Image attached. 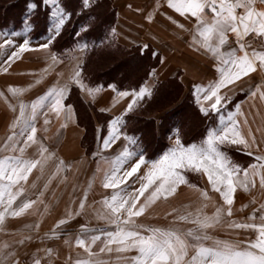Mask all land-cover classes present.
<instances>
[{
	"label": "snow or ice",
	"instance_id": "obj_1",
	"mask_svg": "<svg viewBox=\"0 0 264 264\" xmlns=\"http://www.w3.org/2000/svg\"><path fill=\"white\" fill-rule=\"evenodd\" d=\"M40 2L49 6L51 27L47 29V41L37 47L49 49L73 12L67 10L62 0H31L27 4L28 10H36ZM167 4L188 18L192 45L213 61L211 67L217 78L207 85L193 83L191 91L199 112L205 117L215 113L218 125L208 128L199 143L185 144L180 128L165 127L163 120L158 121L156 128L162 129L164 134L171 132L175 139L163 155L149 161L144 148L139 146L140 138L127 131L126 117L146 97L153 96L157 69L152 68L146 73L151 80L131 91H117L114 84H108L109 89L117 91L120 99H129L119 114L112 115L97 129V148L92 155L98 159L88 187L77 196L76 186L72 185L70 206L65 207L48 232L40 233L41 222L37 219L25 225L24 232L12 244H0V264H22L17 246L23 247L34 239L41 244L62 241L68 254L65 256L61 247H36L35 252L26 254V257L30 256L29 264H264V80L248 90V112L236 103L235 111L224 114L225 109L232 106V90L244 91L245 78L254 76L257 71L264 73V0H167ZM89 5L90 0H82V9ZM153 15L149 12L145 19L152 21ZM167 18L178 28L185 29L184 24L171 16ZM23 24L24 38L18 45L13 38L20 33L4 34L7 38L0 43V48L17 47L4 64L19 59L20 53L31 47L27 38L34 27L31 17H26ZM115 34L116 28H112L110 36ZM76 35L80 36V33ZM230 36L234 40H230ZM87 49V44L72 49L73 55L69 58L74 64L67 78L60 79L63 74H58L57 81L34 99L26 102L23 94L27 89L20 86H8L7 93L14 102L9 101V95L0 92L13 114L5 136L0 139V230L5 227L8 217L20 218L29 214L42 217L58 204L55 192L47 201L46 193L54 179L67 180L62 173L72 169L73 165L63 159L57 162L55 153L37 139V123L43 113L46 132L49 123L46 117L54 113L65 121L61 128L66 127L73 117V106L65 103L71 88L77 86L93 97L100 90L86 86L82 79V57ZM148 49L149 44L144 43L137 51L143 54ZM49 56L52 61L49 67L61 62L57 53L49 52ZM160 62L163 64V57ZM3 71L8 72V68ZM43 72L46 73L47 68ZM41 79L42 76L35 79L34 84H39ZM33 86L29 84L27 88ZM253 124H256L255 128ZM33 146L37 148V154L28 155V149ZM226 147L253 157L255 162L244 165L234 161L225 151ZM53 164L55 170L46 171ZM142 165L145 170L141 175ZM188 170L206 177V186L200 188L190 184L185 174ZM34 173L35 179L30 182ZM40 181H43L42 187ZM96 181L111 192H105L101 200L89 204V190ZM181 185H188L197 193V201L191 210L188 205L171 208L164 213L165 218L170 217L164 225L143 222L153 205L174 197ZM257 186L261 198L258 200L252 195L248 204H241L236 209L237 191L242 189L251 194ZM209 187L222 202H213ZM209 204L214 208L211 213L206 211ZM244 209L250 211L237 218L236 213ZM80 216L85 217L83 223L76 220ZM93 219L96 223H92ZM77 223V228H70L71 224ZM217 228L223 229L227 237L214 235L212 230ZM243 233L248 236L241 238Z\"/></svg>",
	"mask_w": 264,
	"mask_h": 264
},
{
	"label": "crops",
	"instance_id": "obj_2",
	"mask_svg": "<svg viewBox=\"0 0 264 264\" xmlns=\"http://www.w3.org/2000/svg\"><path fill=\"white\" fill-rule=\"evenodd\" d=\"M93 1L95 0H90V3ZM110 1L113 3L115 10V19L112 25V28H116V34L115 36H113L115 40L119 44L127 48H139L144 43L149 44V48L152 50V53L155 52L158 56V61L153 67L157 69L155 77L156 86L158 83L175 80L183 86L185 93L190 95L193 103L195 104L194 98L192 96L191 85L193 83L207 85L210 80L217 78V76L214 75L215 70L211 67V64L213 63L211 57L205 55L203 51H197V48L192 45L191 34L188 31V29L191 27V22L188 20V18L181 16L179 13H176L174 9H171L167 4V0ZM129 5H131V7H129ZM157 5H159V7H157ZM138 8L140 9V11H137ZM149 12L154 13L152 21H148L145 19V16ZM168 16H171L174 20L184 24L185 29L182 30L174 25L170 20H168ZM49 27H51V23ZM0 35H2L1 32ZM48 35V31L38 39H31L29 35H27V38L31 42V47L26 50V56L32 55L33 59L32 62H30V59L28 58L22 61L26 62V68L39 70V72H41L43 76H47L44 78L45 81H41L39 84H34V81L37 78L27 80V85L33 84L34 86L32 87L33 91H31V94L26 96V102L36 98V96L46 91L49 86L53 85L58 79V74H63L59 77L60 79L67 78V75L69 74V72L66 71V65L71 60L69 57L73 55L72 51L67 52L69 55V57H67L68 59L66 58V56L64 57L63 53L61 55L57 53L58 60H60L61 62L55 64L52 67H49V65L52 64L49 52L55 51L51 48V46L49 47V49H39L37 47L40 43H44L47 41ZM230 40H234V37L230 36ZM14 48L16 51L17 47ZM75 55H79V53H75ZM160 57H163V64H161L160 62ZM15 59L16 58L9 62L10 66L14 64ZM46 68L47 72L44 73L43 70ZM17 69L18 67H9L8 70H10V73L5 74V78L7 76L6 80H1L0 78V86H3L4 80L5 84H7L8 86H17V78L13 77V73L11 72L16 71ZM147 80H151V78L147 76L144 81ZM245 80L246 82L244 84V91H238L236 89L232 90V106L225 109V115L228 111H235L236 103H240L242 105V110L244 112H248L250 103V100L248 98V90L255 84L260 83L262 80H264V73H260L259 71H257L254 76L245 78ZM37 86V89L40 88V90H34V87L36 88ZM97 87H99V89H102V92L97 98H95V100H93L86 91H82L79 87L77 88L79 89L81 99L85 103L94 106L98 111L107 115L108 119H110L112 115L119 114V112L123 110V107L126 106V101L129 99L128 97L120 99L117 96V91L123 90L116 89L117 91H113L112 89L108 88V85H95L91 88ZM125 90L131 91V89ZM70 91L65 98V103L67 104H71L69 102ZM9 101L12 102L10 95ZM117 101L119 102L117 103ZM3 103L4 107L7 108L4 99L0 97V105H2ZM259 103V100H257L258 105ZM195 106L199 111L198 106L196 104ZM101 109H108V111H101ZM12 115L13 114L9 109V111L5 113L4 119L6 120L2 121L0 119V139L5 136L7 132V125L11 122ZM160 115V113H154L153 117L158 120ZM249 119H251V116H249ZM64 123L65 121L62 117H57L53 113V115L49 119L48 125L46 126L47 131H44V127L40 130V132H38V135L40 134L41 136L38 140H41L51 152L55 153L57 162L59 159H63L67 164L73 165L72 169L62 173L63 176L67 177V180L63 181L60 179H54L49 186V191L46 193L45 198L47 201L52 199V193L55 192V199L58 201L57 206L54 210L50 211L49 213H45L42 217L36 216V218H34L33 215L29 214L24 217L15 218L14 222L11 221L13 218L10 217V222L8 224L7 222H5V227L3 228V230H0V244H12L19 238V234L24 232V226L34 223L37 219H39L41 222L40 231L48 232L51 229V226L54 224L55 220L63 214L65 207L70 206L68 205V202L70 200L69 193L72 192V185L74 184L76 186L77 196L81 194L83 188L88 187V181L95 171L96 161L98 159V157H94L92 153L96 151L98 135L97 129L101 126L98 122L95 121L93 144L89 149H87V147L83 144V140L86 135V128L79 124L74 107L72 120L67 122L66 127L61 128V125ZM257 123H259V117H257ZM217 125L218 117L215 113H211L208 117H206L202 136L206 135L208 128L215 127ZM253 127L255 128L256 124H253ZM58 133L59 139H57ZM257 136L259 137V133H257ZM169 137H171V139ZM174 139L175 137L171 132L167 133L166 146L156 157L149 159V161L158 159L161 155H163L167 148L172 145ZM189 143H194V140H190L185 144ZM225 151L234 161H237L239 163H241L239 156L246 157L248 159L247 163L255 162L253 157H249L243 152L236 151L234 148L226 147ZM27 154L32 156L36 155L37 148L35 146L29 148ZM141 169L142 170L140 174L142 175L143 170H145V166L142 165ZM54 170L55 165L53 164L46 171L51 172ZM35 175L36 174L34 173V175L30 177V182L31 180L35 179ZM38 183L39 186L42 187L43 181H40ZM135 186L138 187V184H136ZM105 192L110 194L111 190L103 189L102 185H100V183L96 181L92 184L89 190L88 203L92 204L93 201L101 200L102 194H104ZM160 202L161 201H158L155 205L152 206L150 211L145 214V216L143 217V222L162 225L161 223L154 220L149 221V219L151 220V217H153L154 219L156 217H159L158 220L160 219V215L162 213ZM41 211H43L42 207ZM76 220L79 223H83L85 221V217L80 216L77 217ZM92 223H96V221L93 219ZM77 227L78 223L70 225V228L72 229H75ZM7 230L10 232L9 239H3V231ZM43 246L63 248L62 241H45L43 244H41L39 240H33L26 243L25 248L26 251H28V249L30 251L32 247ZM18 247L20 246H17V249ZM63 251L64 255L66 256L68 254V249L63 248ZM26 254L21 256L22 264H29L30 256L26 257Z\"/></svg>",
	"mask_w": 264,
	"mask_h": 264
},
{
	"label": "trees",
	"instance_id": "obj_3",
	"mask_svg": "<svg viewBox=\"0 0 264 264\" xmlns=\"http://www.w3.org/2000/svg\"><path fill=\"white\" fill-rule=\"evenodd\" d=\"M31 2V0H0V30L7 28V30L12 31L23 27V21L26 17H31V22L34 27L31 28L29 34L31 38H37L43 36L50 25L51 17L49 15V6L39 3V7L34 11H29L27 8V4ZM106 2L109 6L108 11L111 13L110 15H99L95 12V10L101 7L102 3ZM62 3L65 4L67 10L73 12L71 19L66 23L61 34L56 37L55 41H53L51 48L56 53H63L72 50L75 46L80 43L87 44L88 49L84 53L83 58V78L90 85H100L107 86L108 84H114L117 90H125L137 88L139 84H141L144 79L147 77L146 73L150 72L151 69L156 65L158 61V56L152 54V50L149 48L145 50L143 54L137 51L138 48H127L119 44L113 36H110L111 28L115 19V10L107 0H95L90 3L88 8L82 9V0H62ZM72 7V8H71ZM95 20L97 23H95ZM79 32L80 36H77L76 33ZM104 41V43H101ZM106 48L107 50H122L125 53H129L131 56L137 55L141 58H148V63H145L138 69L140 73L132 79L123 78L122 80H118L112 78L107 75L105 71L115 70L118 75H122V72L117 69L119 65V60L116 58L108 59L106 63H104L103 67L97 68V71L102 72L101 75H93L95 79L91 80V75L86 71L87 64L89 62V57L91 54L95 53L98 50H102ZM177 82V81H176ZM178 83V82H177ZM163 83H158L156 88L154 89V94L151 98H145L139 105L137 109H135L132 113H129L126 117L127 120V131L130 135H135L140 138L139 146L144 148L145 154L148 159H152L156 157L162 149L166 146V136L167 134L163 133L162 129L156 128V122L163 120L165 127L173 125L175 127L180 128V118L178 116L177 110L184 102L192 106L197 115L201 119V124L197 128V131L193 132L189 135V139H185L183 132L181 130V137L184 143L193 140L194 138L202 135L204 125L206 122V117L203 116L193 103L189 94L182 101L177 102L179 98V91L174 90L170 95L164 96L161 99H155L156 95L159 96L158 91ZM176 102V104H175ZM164 110V112L159 116L158 120L153 117L154 113L160 112ZM107 118L108 116L105 115ZM138 116V117H137ZM140 118V119H138ZM139 120L142 123L141 129H131V122ZM138 121V122H139ZM193 123V122H192ZM151 125L152 130L154 132V142L146 143L143 139V134L146 131V126ZM196 122L191 125V127H195ZM157 130V131H156ZM152 145V153H149L147 150L148 146Z\"/></svg>",
	"mask_w": 264,
	"mask_h": 264
},
{
	"label": "rangeland",
	"instance_id": "obj_4",
	"mask_svg": "<svg viewBox=\"0 0 264 264\" xmlns=\"http://www.w3.org/2000/svg\"><path fill=\"white\" fill-rule=\"evenodd\" d=\"M3 1V0H1ZM109 2V4L111 5V7L114 8L113 3L110 0H107ZM72 8V7H71ZM109 6L107 5L106 2L102 3L101 7L97 8L95 10V12L99 15L98 17H101L102 15H110L111 13H109L108 11ZM98 21V20H97ZM97 21L95 20V23H97ZM51 23V22H50ZM1 34L0 35V43L3 42V39L7 38L4 34L6 33H12V32H17L20 33V36L14 37L13 39L16 40L17 45L22 42V39L24 38V26L20 27L18 29L9 31L7 30V28L0 30ZM27 35H29V37L31 38L30 34L28 33ZM42 37V36H41ZM37 38H31V39H38ZM78 45H84L83 43H80ZM77 45V46H78ZM77 46H75L73 49H75ZM15 46L12 45H8L5 46L4 48H0V78L1 80L3 79H7V76L5 78V74H9L10 70H8V72H4L3 69L5 67L9 68H16L18 67V69L16 71H11L13 73V77L17 78V86L20 87H24L26 88V92L23 94V99L25 100L26 96L31 94L32 88L28 89L27 88V80H31L34 78H40L42 76L41 81H45L44 78L47 76H43V74L41 72H39V70H35V69H28L26 68V62L22 61V60H26L27 58L30 59V62H32L33 56H26L27 52L24 51L22 53H20L19 59H15L14 64H12L11 66L8 64H4V60H7V56L10 55V53L12 51H15ZM14 49V50H13ZM71 51V50H70ZM69 52V51H68ZM65 53L67 52H63L64 57L66 56L69 57L68 53L67 55H65ZM62 54V53H61ZM59 54V55H61ZM38 57V56H36ZM84 58V54L82 59ZM116 58L119 60V65L117 66V69L120 70L122 72V75H118L115 70H109V71H105V73L109 76H111L112 78L118 79V80H122L123 78H127V79H132L135 76H137L140 73V70L138 71V69H136V67L139 68L142 65H144L145 63H148V58H141L138 57L137 55L131 56L129 53H125L122 50H107L106 48L102 49V50H98L95 53L91 54L89 57V62L87 64L86 67V71L91 75V80L95 79L93 77V75H101L102 72L97 71V68L100 67L102 68L104 63H106V61L108 59H113ZM68 59V58H67ZM68 61V60H67ZM74 64V61L70 60L67 65H66V71L67 72H71L72 68ZM71 68V69H70ZM142 68V67H141ZM16 73V74H15ZM35 73V74H34ZM68 74V73H67ZM69 75V74H68ZM67 75V76H68ZM82 79L85 83V85L87 86H95L94 85H90L89 83H87V81L83 78L82 75ZM5 80L3 81V86L1 85V92H4L5 94L8 95L7 93V89H8V85L5 84ZM38 86L35 88L34 90H40L37 89ZM102 89H100L98 92L95 93V96H90L93 100H95V98H97L100 94ZM174 90H178L179 91V98L177 100V102L182 101V99L186 98L188 95L185 93L183 86L180 83H177L175 80H169L164 82L163 84H161L158 94L159 96L156 95L155 99H161L164 96H168L170 95V93ZM186 94V95H185ZM10 95V94H9ZM14 102V101H12ZM69 102L73 105L75 112L77 114V119L79 124H81L82 126H84L86 128V135L84 137L83 140V144L84 146L87 147V149H89L92 144H93V140H94V126H95V121L98 122L100 124V126H103L105 124V122L108 120V118L105 116L104 113L98 111L94 106L85 103L82 99L81 96L79 94V89L77 87H72L71 91H70V95H69ZM176 104V102H175ZM7 105V104H6ZM7 107V106H6ZM0 119L2 121L6 120L4 119L5 117V113L9 111L8 107L5 108L4 107V103L2 105H0ZM177 110L178 111V116L180 118V124H181V130L183 132L184 138L185 139H189V135L192 134L193 132L197 131V128L200 126L201 124V119L200 117L197 115L195 109L190 106L187 101L184 102ZM164 112V110L157 112L162 114ZM53 115V113H49L47 115V119L49 120L50 117ZM154 115V114H153ZM138 117V116H137ZM45 119L44 114L42 113L38 123H37V127H38V132H40V130L42 128L45 127L43 121ZM140 119V118H138ZM8 120V119H7ZM136 120V119H135ZM133 121L131 122V129H141V125L142 123L139 121ZM196 122V126L193 128L191 127V125H193V123ZM157 123V122H156ZM3 125V124H2ZM51 125V124H50ZM146 131L143 134V139L145 140V142L147 143H152V141L154 140V134L153 135H145V133H149V132H153L151 125L146 126ZM157 131V130H156ZM41 136L40 134L37 136V139H39ZM203 138L202 135L194 138V143H199L201 141V139ZM166 139V138H165ZM154 142V141H153ZM151 145V144H150ZM135 147V146H133ZM147 150L149 153H152V145L147 147ZM163 150V149H162ZM239 159L241 161V164L246 165L248 162V159L244 156H239ZM186 176L188 177L190 184H194L197 185L200 188H204L206 186V177L202 176L200 173L198 172H194L191 170H188L186 173ZM209 194L212 196V200L215 203H220L222 201H220L218 199V194L213 193L209 187ZM252 195H255L257 197V199L259 200L261 198L262 193L259 190V187L257 186V188L255 190H253V192L250 194L248 192L243 191L242 189H239L235 195V201H234V206L236 209L240 208L241 204H248L249 201L251 200ZM197 193L196 191L191 188L188 185H181L179 187V189L177 190V193L174 195V197L169 198L167 201L161 200L160 202V207L162 210L161 213V217L158 220L159 217H156L155 219L153 217H151V220L149 219V221H156L161 223L162 225L167 224L169 222V218H165L164 213L166 211H170L171 208L176 207V208H181L184 205H188L189 206V210H191V208L195 205L196 201H197ZM208 213H211L212 211H214V208L212 207L211 204H209L208 209L206 210ZM250 211V209H244L243 212H237L236 216L237 218L239 217H243L246 215V213H248ZM33 217V216H31ZM30 217V218H31ZM13 219L11 220L12 222L15 221V218L12 217ZM34 218H36V216H34ZM7 224L10 222V217L7 218L6 220ZM190 226V225H185V227ZM41 234L44 233V231H40ZM212 233L220 238H226L227 237V233L221 229V228H217L212 230ZM9 234L10 232L7 231H3V239H9ZM248 236V233H243L241 238H246ZM36 240V239H34ZM36 247H32L29 251H26L25 246L23 247H18V251L20 253V255H24L28 252H35Z\"/></svg>",
	"mask_w": 264,
	"mask_h": 264
}]
</instances>
